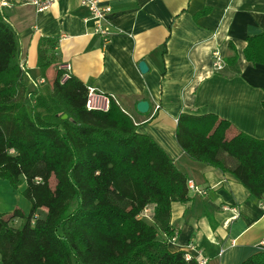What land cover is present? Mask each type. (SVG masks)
I'll return each mask as SVG.
<instances>
[{
    "label": "trees",
    "instance_id": "trees-1",
    "mask_svg": "<svg viewBox=\"0 0 264 264\" xmlns=\"http://www.w3.org/2000/svg\"><path fill=\"white\" fill-rule=\"evenodd\" d=\"M17 44L0 5V179L13 189L24 182L30 202L26 215L17 207L0 213V264H196L167 247L171 204L189 199L186 174L113 99L107 112L87 110L86 86L72 75L60 82L58 67L45 107L27 90ZM55 45L38 40L42 76L56 63ZM230 49L225 61L237 72ZM244 55L264 64V33L247 39ZM229 128L214 114L181 112L175 136L191 159L232 174L260 199L264 138L228 136ZM150 205L158 225L142 218ZM240 264H264V251Z\"/></svg>",
    "mask_w": 264,
    "mask_h": 264
},
{
    "label": "crops",
    "instance_id": "crops-1",
    "mask_svg": "<svg viewBox=\"0 0 264 264\" xmlns=\"http://www.w3.org/2000/svg\"><path fill=\"white\" fill-rule=\"evenodd\" d=\"M6 2L1 10L17 36L32 97L50 98L55 69L70 64L72 76L111 95L138 131L153 138L193 181L189 199L171 204L170 251L196 246L207 264H240L264 251L259 199L232 174L191 159L175 136L177 118L187 112L228 121V136L244 132L264 138V64L244 55L247 39L264 33V0H100L112 9L107 42L93 32L80 0H55L43 11L18 0ZM40 37L56 39L51 51L56 63L44 76L36 66ZM230 46L238 71L226 61L222 71H215L211 50L219 48L226 60L233 54ZM140 61L146 72L140 71ZM142 100L148 102L146 112L137 109ZM24 185L13 189L0 179V213L16 207L29 212ZM148 222L158 223L152 217ZM158 236L166 238L161 227Z\"/></svg>",
    "mask_w": 264,
    "mask_h": 264
},
{
    "label": "built area",
    "instance_id": "built-area-1",
    "mask_svg": "<svg viewBox=\"0 0 264 264\" xmlns=\"http://www.w3.org/2000/svg\"><path fill=\"white\" fill-rule=\"evenodd\" d=\"M23 4L31 5L36 11H43L49 8L55 0H18ZM82 6H84L89 12V19L93 21V32L100 36L103 42H107L110 39L111 33L110 27V12L112 9L109 5L101 4L100 0H80ZM7 4L6 0H0V5ZM212 66L215 71H222L225 67V60L222 52L219 48L211 50ZM23 65V64H21ZM58 68L63 71L60 82L66 81L71 73L70 64L58 65ZM114 98L101 92L95 88L87 87L85 108L90 111L107 112L110 108L111 100ZM115 101V100H114ZM187 187L189 190H195L196 187L191 179L187 180ZM262 210H264V196L259 199V203ZM148 209H144L143 214L147 213ZM264 243V242H262ZM185 260L189 261L194 259L196 264H207V258L203 254V250L196 246L190 245L189 250L185 251Z\"/></svg>",
    "mask_w": 264,
    "mask_h": 264
},
{
    "label": "water",
    "instance_id": "water-1",
    "mask_svg": "<svg viewBox=\"0 0 264 264\" xmlns=\"http://www.w3.org/2000/svg\"><path fill=\"white\" fill-rule=\"evenodd\" d=\"M138 67L140 69V71L143 73V72H146L147 71V65L144 61H140L139 64H138ZM137 109L140 110V112H146L147 109H148V102L147 101H139L137 103ZM63 117H65V115H63Z\"/></svg>",
    "mask_w": 264,
    "mask_h": 264
},
{
    "label": "rangeland",
    "instance_id": "rangeland-1",
    "mask_svg": "<svg viewBox=\"0 0 264 264\" xmlns=\"http://www.w3.org/2000/svg\"><path fill=\"white\" fill-rule=\"evenodd\" d=\"M47 86H49V85H47ZM43 99H44V104H43V105H44L45 107H48L47 104H48L49 101H50L49 98H48V96L43 97ZM51 106H52V105H51ZM38 109H40L41 111L43 110L42 106H39ZM53 184H54V180L51 179V181H50V185L53 186ZM146 209H147V208H146ZM148 214H149V210L147 211V213H144V214L142 213V218L145 219L146 221H149V216H148ZM18 224H19V221H18V223L12 221V225H14V226H18Z\"/></svg>",
    "mask_w": 264,
    "mask_h": 264
}]
</instances>
